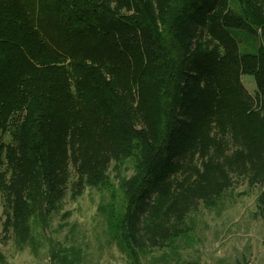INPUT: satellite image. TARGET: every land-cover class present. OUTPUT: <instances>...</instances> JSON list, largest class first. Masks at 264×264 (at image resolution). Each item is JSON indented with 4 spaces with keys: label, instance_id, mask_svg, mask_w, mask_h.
Wrapping results in <instances>:
<instances>
[{
    "label": "trees",
    "instance_id": "1",
    "mask_svg": "<svg viewBox=\"0 0 264 264\" xmlns=\"http://www.w3.org/2000/svg\"><path fill=\"white\" fill-rule=\"evenodd\" d=\"M262 31L264 0H0V243L50 227L72 168L73 198L110 192L129 264L189 245L192 214L220 212L238 179L263 188L264 218Z\"/></svg>",
    "mask_w": 264,
    "mask_h": 264
},
{
    "label": "rangeland",
    "instance_id": "2",
    "mask_svg": "<svg viewBox=\"0 0 264 264\" xmlns=\"http://www.w3.org/2000/svg\"><path fill=\"white\" fill-rule=\"evenodd\" d=\"M224 22L230 28L254 33L237 17L227 16ZM261 53L264 54L262 48ZM244 78L247 89L253 93L255 88L250 80L253 78L247 75ZM71 171L72 178L60 208L52 215L50 227L43 229L37 224L32 225V238L24 245H19L13 233L8 232V240L0 243L4 258L1 264H63L61 255L67 254L73 260L72 253L80 256L79 264H129L126 255L111 239L100 208L111 200L110 192L86 187L80 196L73 198L71 193L77 178L73 168ZM118 171L129 176L133 172L132 164L127 161ZM116 173L111 168L113 181H116ZM262 189L260 186L249 187L243 178L236 180L234 188L225 196L220 212L201 206L192 214L193 221L189 219V222L194 224V229L188 239L189 245L179 243L176 252L155 250L142 259V264H185L189 260L199 264H264V218L254 216ZM3 207L0 196L2 234ZM53 249L61 254L57 260L53 258Z\"/></svg>",
    "mask_w": 264,
    "mask_h": 264
},
{
    "label": "built area",
    "instance_id": "3",
    "mask_svg": "<svg viewBox=\"0 0 264 264\" xmlns=\"http://www.w3.org/2000/svg\"><path fill=\"white\" fill-rule=\"evenodd\" d=\"M247 264H252V263H247Z\"/></svg>",
    "mask_w": 264,
    "mask_h": 264
}]
</instances>
